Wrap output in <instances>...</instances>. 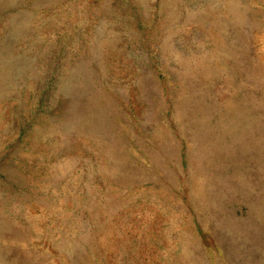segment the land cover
<instances>
[{
    "label": "rangeland",
    "instance_id": "374dc122",
    "mask_svg": "<svg viewBox=\"0 0 264 264\" xmlns=\"http://www.w3.org/2000/svg\"><path fill=\"white\" fill-rule=\"evenodd\" d=\"M0 264H264V0H0Z\"/></svg>",
    "mask_w": 264,
    "mask_h": 264
}]
</instances>
